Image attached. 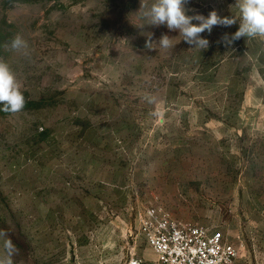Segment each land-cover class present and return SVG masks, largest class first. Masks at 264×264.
Returning <instances> with one entry per match:
<instances>
[{
	"label": "rangeland",
	"instance_id": "obj_1",
	"mask_svg": "<svg viewBox=\"0 0 264 264\" xmlns=\"http://www.w3.org/2000/svg\"><path fill=\"white\" fill-rule=\"evenodd\" d=\"M144 3L0 0V58L26 100L0 111V231L13 264H126L132 252L153 262L139 231L148 206L221 232L238 264L261 261L264 137L245 91L262 92L264 41L223 43L237 20L202 33L207 49L159 50L179 33L149 24L154 0ZM234 5L186 7L238 19ZM17 34L27 56L4 48Z\"/></svg>",
	"mask_w": 264,
	"mask_h": 264
},
{
	"label": "clouds",
	"instance_id": "obj_2",
	"mask_svg": "<svg viewBox=\"0 0 264 264\" xmlns=\"http://www.w3.org/2000/svg\"><path fill=\"white\" fill-rule=\"evenodd\" d=\"M190 0H154L151 7L144 13L149 24L154 26L164 25L170 31H178V37L162 35L158 42V49L170 51L180 40L201 50L207 49L209 41L202 37V33L211 34L214 26H232L239 21L238 30L229 38L225 34L221 41L231 45L233 41L241 37L259 38L264 41V0H235L234 7L238 9V19L232 17H221L216 10H212L207 16L195 12L194 9L186 7ZM146 4L141 0V9ZM141 11V10H140ZM194 14L189 15V12ZM196 21L197 23H193ZM149 35L145 47L156 49ZM4 48L9 51L28 55V43L22 35L17 34ZM22 85L18 81L10 65L0 58V111L10 114L20 113L26 104L25 96L21 90ZM149 103H155L153 97H146ZM0 238L3 239V254H0V264H13L12 256L15 253V245L7 233L0 231Z\"/></svg>",
	"mask_w": 264,
	"mask_h": 264
},
{
	"label": "built area",
	"instance_id": "obj_3",
	"mask_svg": "<svg viewBox=\"0 0 264 264\" xmlns=\"http://www.w3.org/2000/svg\"><path fill=\"white\" fill-rule=\"evenodd\" d=\"M139 231L156 260L148 262L132 252L126 264H234L239 256L221 232L173 218L161 206L145 209Z\"/></svg>",
	"mask_w": 264,
	"mask_h": 264
},
{
	"label": "crops",
	"instance_id": "obj_4",
	"mask_svg": "<svg viewBox=\"0 0 264 264\" xmlns=\"http://www.w3.org/2000/svg\"><path fill=\"white\" fill-rule=\"evenodd\" d=\"M259 87H260V85H258L256 88L251 87L249 89H246L245 99H246V102H248V103H252V102L257 103L256 106L259 107V110H260V122L257 125V127L255 128L254 134L256 137L258 135L261 137H264V85L262 87V92L260 94H259L258 90L261 88H259ZM237 261L235 262V264H238ZM256 264H264V255L261 256V261H259Z\"/></svg>",
	"mask_w": 264,
	"mask_h": 264
}]
</instances>
